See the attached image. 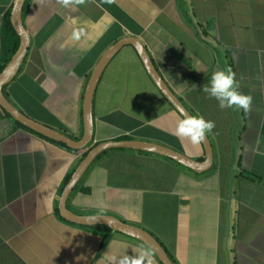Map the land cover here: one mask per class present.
Masks as SVG:
<instances>
[{
	"label": "crops",
	"instance_id": "0c3cea01",
	"mask_svg": "<svg viewBox=\"0 0 264 264\" xmlns=\"http://www.w3.org/2000/svg\"><path fill=\"white\" fill-rule=\"evenodd\" d=\"M14 2L0 0V64L8 40L4 18ZM25 3L30 45L4 93L29 117L81 138L92 71L110 46L127 38L146 48L193 114L214 122L207 133L213 161L205 171L160 154L110 148L87 168L67 207L145 228L176 264H264V0H84L68 8L59 0ZM225 66L239 91L251 96L247 111L220 109L201 90L211 72ZM92 113L88 148L134 139L204 159L201 142L177 139L182 117L131 42L103 69ZM7 117L0 106V119ZM87 149L63 147L15 123L3 127L0 264H110L112 255L131 256L133 250L161 264L141 241L119 232L104 241L98 229L56 211L66 176Z\"/></svg>",
	"mask_w": 264,
	"mask_h": 264
},
{
	"label": "water",
	"instance_id": "95a60500",
	"mask_svg": "<svg viewBox=\"0 0 264 264\" xmlns=\"http://www.w3.org/2000/svg\"><path fill=\"white\" fill-rule=\"evenodd\" d=\"M26 0H15L10 20L11 23L19 35V46L15 53L11 56L9 61L5 64L3 70L0 73V106L8 113L7 118L0 119V137L2 136V129L5 125L16 124L20 122L26 127L34 130L35 132L42 134L55 141L64 143L72 150H84L88 148V144L93 138V113L92 103L94 90L97 82L101 76L103 69L113 55L127 42H131L137 49L139 56L144 63V66L153 80L156 87L160 90L166 100L171 106L180 114V109H183L187 114H193L183 101L175 95V93L169 88L162 76L157 71L153 61L151 60L146 48L136 40L128 41L127 38H122L115 44L110 46L103 56L98 61L97 65L92 71L89 82L87 83L86 90L83 98V134L79 139H74L67 134L50 127L42 122H39L24 112H22L17 106H15L5 95L4 87L9 84L18 74L21 66L26 58L28 48L30 45V33L22 22V11ZM181 115V114H180ZM204 147V159L197 161L185 153L173 150L162 144H158L150 141L134 140V139H122V140H107L96 143L87 149L86 154L76 162V166L71 173L68 182L62 189L60 198L58 201V209L65 219L86 226L93 225H107L111 229V233L116 232L133 237L142 243H144L162 262V264H175L168 252L161 244V242L148 230L140 226L127 223L115 215L112 214H94L83 215L77 214L67 207V199L72 189L79 183L82 175L85 173L91 163L104 151L110 148H129L135 150H141L150 152L153 154H160L162 156L173 159L182 166L192 169L195 172H203L208 169L213 161V151L210 139L206 133V138L201 142Z\"/></svg>",
	"mask_w": 264,
	"mask_h": 264
},
{
	"label": "clouds",
	"instance_id": "9594fccd",
	"mask_svg": "<svg viewBox=\"0 0 264 264\" xmlns=\"http://www.w3.org/2000/svg\"><path fill=\"white\" fill-rule=\"evenodd\" d=\"M84 0H59V3L65 7H72L83 3ZM79 33L73 32V39L79 38ZM199 70V69H197ZM235 74L228 66L214 69L206 85H202L201 90L211 98L217 101L220 109L236 107L247 111L251 103V96L239 91L238 81L234 78ZM181 117L176 121L175 135L177 139L186 138L192 144H199L206 138V133L214 127V122L206 120L199 114H187L180 109ZM133 255H112L109 257L110 264H150L147 253L144 251L133 250Z\"/></svg>",
	"mask_w": 264,
	"mask_h": 264
},
{
	"label": "trees",
	"instance_id": "16d2710c",
	"mask_svg": "<svg viewBox=\"0 0 264 264\" xmlns=\"http://www.w3.org/2000/svg\"><path fill=\"white\" fill-rule=\"evenodd\" d=\"M25 5H26V3H25ZM11 10H12V9H11ZM11 10H9V11L7 12V14L5 15V18H4V28H5L6 35H7V37H8V40H7V44H6V47H5L3 60H2V63L0 64V73H1V71L3 70L5 64H6V63L9 61V59L11 58V56H12V55L15 53V51L18 49L19 41H20V39H19V35L16 33V31H15V29H14L12 23H11V20H10ZM4 112H5V111H4ZM5 114H6L7 116H9L8 113L5 112ZM15 125H16L17 127H20V128L26 129V130H28V131H30V132H33V133H35V134H37V135H39V136H41V137H43V138H45V139H48V140H50V141H53V142H55V143H57V144H59V145H61V146H63V147L69 148V147H67L64 143L59 142V141H55V140H53V139H51V138H48V137H46V136H44V135H42V134H39V133L35 132L34 130H32V129L26 127V126L23 125V124H21L20 122H16ZM69 149H70V148H69ZM86 152H87V151H85V152L82 154L81 158L86 154ZM104 152H105V151H104ZM104 152H102L101 154H103ZM101 154H100V155H101ZM100 155H99V156H100ZM99 156H98V157H99ZM81 158H80V159H81ZM80 159H79V160H80ZM202 159H203V157H202ZM79 160H78V161H79ZM78 161H77V162H78ZM75 166H76V164H74V165L72 166L71 171H70V172L68 173V175L66 176L65 182H64L63 186L61 187L60 192L62 191V189H63L64 185L66 184V182L69 180V178H70V176H71V173H72V171L74 170V167H75ZM81 189H82L83 191H85V192L88 191V189H86V188H84V189L81 188ZM56 211L58 212V207L56 208ZM84 226H86V225H84ZM88 227H92V228L98 229V230L103 234V239H104V241H106V240H107L108 238H110L111 235H112V233H111V229H110V227L107 226V225H102V224H100V225H93V226H88ZM169 256L171 257V259H172L173 262L175 263V260H174V258L172 257V255H171L170 253H169ZM161 264H162V262H161ZM175 264H176V263H175Z\"/></svg>",
	"mask_w": 264,
	"mask_h": 264
}]
</instances>
